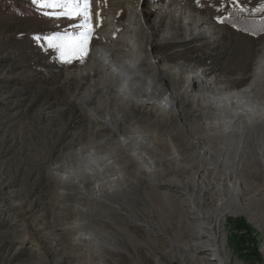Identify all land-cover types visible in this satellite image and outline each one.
Wrapping results in <instances>:
<instances>
[{
	"label": "rangeland",
	"instance_id": "374dc122",
	"mask_svg": "<svg viewBox=\"0 0 264 264\" xmlns=\"http://www.w3.org/2000/svg\"><path fill=\"white\" fill-rule=\"evenodd\" d=\"M161 4L157 10L153 0H90L89 27L93 31L85 53L83 49L51 48L35 39L85 32L86 28L74 27L82 18L58 16L61 9L32 0H0V264H183L172 244L180 245L189 231L183 229L187 228L185 207L181 206L185 197L172 187L156 186L130 154L135 119L141 126L138 135L146 139L149 149L142 151L154 162L159 180L187 182L189 194L200 198L202 211L212 219L218 212L224 213L216 205L219 201L213 186L220 183L224 192L232 184L233 190L238 189L234 198L239 207L264 226V168L258 165L257 170L239 171L235 178L240 177L241 184L220 170L197 175V165L204 160L197 156L198 147H216L220 139V131L210 132L206 127L215 114L213 98L250 88L253 107H264V32L248 34L223 20L231 9L241 6L245 15L262 18L264 0H236L235 4L232 0H164ZM170 8L173 15L165 16ZM138 12L148 16L143 27L159 26L157 32L143 31L139 55L144 60L138 69L153 64L168 81L177 83V90L183 91L176 105L179 115L131 100L106 102L101 92L98 97L91 96L98 100L93 106L86 108L78 101L88 97L84 88L97 80L83 71L92 48L106 44L98 41L97 35L106 31L104 35L111 37L107 29L121 26L115 37L121 36L123 28L129 26L130 14ZM185 15L192 16L189 28L186 23L191 19ZM201 23L204 26L193 38L191 34ZM175 31L177 35L170 38ZM194 75L193 83L187 85V78L191 82ZM99 80L110 81L101 76ZM118 105L128 118L119 132L102 124L100 117L106 118L107 111ZM252 126L258 134L253 146L259 148L261 128L256 122ZM127 134L131 138L125 141ZM84 148H94L119 170L107 171L108 180L102 187L93 183L82 186L85 183L81 180L86 179L83 169L67 173L68 155ZM248 160L259 164L260 159ZM192 179L201 182L207 192L193 188ZM95 187L103 193L111 190L109 201L122 215L106 214L105 208L94 205ZM164 193L176 201L174 212L160 199ZM221 197L229 196L223 193ZM95 206L103 212V219L94 215ZM188 222L193 224L190 219ZM219 223L226 235L224 249L230 264H264V234L255 224L238 213L223 214ZM92 233L97 242L114 243L117 251H99L89 240ZM182 255L186 257L183 251Z\"/></svg>",
	"mask_w": 264,
	"mask_h": 264
},
{
	"label": "bare ground",
	"instance_id": "6f19581e",
	"mask_svg": "<svg viewBox=\"0 0 264 264\" xmlns=\"http://www.w3.org/2000/svg\"><path fill=\"white\" fill-rule=\"evenodd\" d=\"M163 1L164 0H153V2H155V4L158 5L156 7L157 10L161 9V5H162L161 3ZM173 2L174 0H172V3ZM152 11L150 14H152ZM173 11L174 10L172 8L165 11L166 13L165 16L169 17L173 15L174 13ZM185 17L191 19L189 22L186 23L187 28H189L192 23L191 22L192 16L185 15ZM127 20H128L129 26L128 28H123L124 30H122L123 32L121 36L115 37V34L117 33L118 30H120L121 26H114V27L109 26L110 28L107 29L108 30L107 34L108 35L110 34L111 37L104 35L106 31L104 33L102 32L103 34L101 33L97 35V40L100 42L103 41V43H106V44L105 46L104 45L96 46L97 45L96 44L95 47L92 48L90 52L89 63L87 64L86 68L83 69L84 72L88 71L90 75L92 73L93 77L95 79L97 78V80H95L92 84H89L87 89L84 88L85 93H87V95L85 94L84 95L88 97H85L83 99L81 98V100L78 99V101H80L81 106H85L86 108L89 105L93 106L94 101H95L94 97L99 92H101L102 97L104 98L106 102L114 101V103H116L117 102L116 99L123 100L124 102L131 100L132 102L137 103V104L154 106L155 108H157V110L162 109L163 111H167L168 114L171 113L173 115H179L180 112L176 108V105L179 102L180 95L183 91L181 92L180 90H177L176 88L177 83L176 82L172 83L171 81H168L164 77V75L161 73V71H159L157 67L153 64H147L146 68L142 71H139L138 69L140 62L144 60L139 55L140 46H141V43L143 42L144 35H145L143 31L144 30L148 31L152 29L153 32H157L159 29V26L156 24H153L151 26L150 24V26L143 27L147 23L148 16L143 13L140 14L139 12L131 13L129 19ZM186 20L188 21V19ZM202 26H204V23H201L198 26L197 32L192 31L193 33L191 35H193V38L198 37L200 33L199 29L202 28ZM175 35H177V31L171 33L170 38L174 37ZM134 57H135V60L134 62H132L131 59ZM153 69L154 71H152ZM99 76H101V78H104V80H105V77H107L109 78L110 81L105 80L106 82L101 83L100 80L98 81ZM195 78H196V75L192 76L190 78L192 80L191 82H189V78H187L186 80L187 85H190V83H193V80ZM83 80H86V78ZM204 85L208 89H213V87H210L208 83L206 84L204 83ZM184 90H187V89H184ZM92 95H95L93 97L94 101L91 99ZM252 96H253L252 90L250 88H244L239 93L237 92L224 93L223 92V94H221L220 96L213 98L212 103L215 105L214 107L215 114L213 115V120L211 122H207L206 127L210 130V132L219 133L220 131L221 133L219 134L220 139L218 140L219 143L218 145H216V147L215 146L213 147L209 146L205 148H203V146L198 147V149H201V150H198L197 156L198 158L203 157L204 160L201 165H197V175L201 173L202 171H205L206 173L208 170H213V171L220 170L223 174H232L235 180L236 179L235 177L238 176L239 171H242L245 169L257 170L258 165L264 168V161L261 160L264 156V107L258 108V109L253 107V103H252L253 100L251 99ZM115 106H117V104ZM95 108H97L96 105H95ZM121 110H122V106L118 105V108H114V109L107 111L106 118L100 116L101 118H103L102 124L106 126H111L113 130L115 129L116 131L119 132V128L120 130L122 129L121 126L123 124V121L128 119L126 118L127 116L125 115V113L122 112ZM119 114L121 115L122 118L118 116ZM253 122H256L257 124H259L261 128V131H260L261 142L258 145L259 148H257L256 146H253L254 142L257 141L256 138L258 135L257 130H255L254 127L252 126ZM138 123L139 121H136V119L134 122H132L131 131H134L132 133L134 136H133V141L130 140L132 142L131 147H130V152H131L130 154L133 156L137 164L140 167L144 168L145 171H147L148 177L154 181V184L156 186L164 187L166 189H169L170 187H172L175 192L177 191L178 193H180V195L185 197L181 199V206L185 207V210H183V212H186L185 222H186L187 228H185L184 226L183 229H188L189 231L186 232L185 238L180 245L174 244V243L172 244V247L175 249V251L177 253H180V256H181L180 261L183 264H185L186 261L192 264L195 262H197L198 264H230L228 260V256H226L225 249H224L226 235L224 233H221L220 231L221 225L219 223V220L220 218L223 217V214H228L231 216H235L237 213L242 214L249 220L250 223L255 224L256 227L260 231L263 232V234H264V226L260 224L258 221H256L257 220L256 217L250 216L248 211H245L244 209L243 211L239 207V204L236 203V199L234 198L235 191L237 188L233 190L232 184L228 185L229 190L227 188V191H224V192L222 191L220 183L213 186L214 192L217 193L218 201H219L217 202L216 205L220 206L224 210V213L218 212L216 214L217 216L214 219H212L205 212L202 211L201 206H200L201 205L200 198L194 193L189 194L187 182H184V183L176 182L174 184L172 181L164 182L162 180H159L156 175V167H154V162L148 156L146 157V155L142 151L146 148L148 149V146L147 147L145 146L147 145L146 139L138 135L140 133L138 132V129L141 127L139 125H136ZM232 126H236V128L232 129ZM247 127L248 129L245 131ZM225 133H227L230 136H227V137L224 136L223 134ZM121 135L122 134H120V136ZM130 138H131V135L129 136L127 134L126 138L124 139H126L125 141H127ZM119 148L120 147L118 146V149ZM93 150H87L85 148L79 149L69 154L68 157L66 158V163L68 164V167L70 169V170L68 169L69 171L67 173H70L71 170H76V169L84 170L85 172L84 178L86 179H84L85 181L81 180V183L82 182L85 183L84 185L82 184V186H86L87 184H90V183H93L95 186H101L103 182L105 183L108 180L109 175L107 176V171L115 172V170L116 171L118 170L117 166H114L113 164L109 163L111 162L109 161V159H107L105 156L104 157L100 156L98 153H96ZM173 156L175 158L177 157L176 154H173ZM255 157H258L260 159L258 162L259 164H255L252 161L248 160V159L255 158ZM203 163H204V166H203ZM68 176L65 177L66 180L69 179ZM200 178L203 180L204 174H202V177ZM236 180L239 182V184H241V182L243 181L240 177H238ZM191 186H193V188L200 189L199 191L200 193L207 192V188L205 189L202 183L196 180H193L191 182ZM96 188L97 187H95V189ZM100 190L98 189L97 191L99 195L96 194L97 200H94L97 202L93 204L97 206L100 205V207L105 208L103 210L104 213L107 214L109 212L111 215L119 217V214H121L120 213L121 209L119 207H115L112 204L111 199H110L111 202L109 201V194H110L109 191L111 190H109L106 193H103ZM94 193H91V194H94ZM223 193L227 194L229 197L227 199H225L224 197L222 198L221 195ZM100 198L106 199V200H103L104 202H102L101 201L102 199L100 200ZM91 199H95V198L91 197ZM160 199L163 202H166L168 204L171 212L175 211L174 209H175L176 201L173 200L170 195H168L167 193L161 194ZM171 199L173 201H171ZM111 208H113V210H111ZM92 210L93 209L90 208L89 212L91 213ZM94 210L96 211V213L94 212V215H96L98 219L100 217H102L101 219L104 218L102 216L103 212L102 211L100 212L98 207H96ZM189 219L193 222V224L188 222ZM93 234L94 233H92V236L90 235L89 240L94 242L96 248L99 251H103V252H106V251L116 252L117 251L116 249L117 247L114 245V243L113 245L109 246L103 242H97L96 238H93L94 237ZM182 251L186 254V257H184L185 255H182ZM206 252H209V253L207 254ZM203 254H206L207 256L205 257L203 256ZM85 259H82V260H85Z\"/></svg>",
	"mask_w": 264,
	"mask_h": 264
},
{
	"label": "snow or ice",
	"instance_id": "6c2138e0",
	"mask_svg": "<svg viewBox=\"0 0 264 264\" xmlns=\"http://www.w3.org/2000/svg\"><path fill=\"white\" fill-rule=\"evenodd\" d=\"M34 4H42L44 7L52 9H61L58 13V16H62L68 19L82 18V23L74 25L76 28H86L85 32L73 33H56L49 36H36L35 39L37 42L43 40L47 43L48 47L56 49H71L77 51L83 49L87 53V39L93 29L89 27V4L90 0H32ZM232 3L235 4L236 0H232ZM240 11H244L241 6ZM264 10V9H261ZM253 12L257 9H252ZM46 15L48 13H45ZM227 18H224L226 20ZM62 41V42H61ZM63 55V52L61 53Z\"/></svg>",
	"mask_w": 264,
	"mask_h": 264
},
{
	"label": "trees",
	"instance_id": "16d2710c",
	"mask_svg": "<svg viewBox=\"0 0 264 264\" xmlns=\"http://www.w3.org/2000/svg\"><path fill=\"white\" fill-rule=\"evenodd\" d=\"M15 10L18 11L19 9L15 8ZM225 18L227 19L223 20L226 24L232 25L248 34L259 35L264 32V16L262 18H256L251 15L247 16L237 9H231Z\"/></svg>",
	"mask_w": 264,
	"mask_h": 264
}]
</instances>
